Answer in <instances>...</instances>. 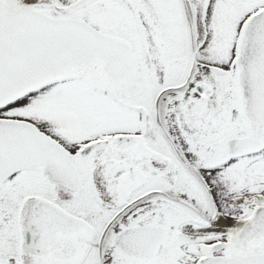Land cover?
Masks as SVG:
<instances>
[{"label":"snow or ice","instance_id":"1","mask_svg":"<svg viewBox=\"0 0 264 264\" xmlns=\"http://www.w3.org/2000/svg\"><path fill=\"white\" fill-rule=\"evenodd\" d=\"M0 264H264V0H0Z\"/></svg>","mask_w":264,"mask_h":264}]
</instances>
